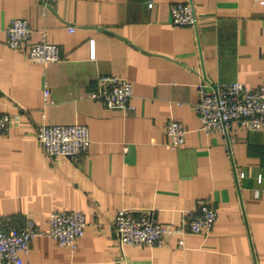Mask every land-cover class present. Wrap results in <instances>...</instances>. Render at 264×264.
<instances>
[{"label": "crops", "instance_id": "obj_1", "mask_svg": "<svg viewBox=\"0 0 264 264\" xmlns=\"http://www.w3.org/2000/svg\"><path fill=\"white\" fill-rule=\"evenodd\" d=\"M187 1L200 22L173 24L170 6ZM15 18L27 19L31 41L46 32L61 60L43 65L27 44L7 46ZM103 74L131 81L126 110L88 97ZM203 81H264L262 0H0V112L16 119L0 135V220L22 215L46 230L51 212L81 211L87 221L74 250L34 237L26 264H264V131L202 130ZM170 118L187 129L178 147L167 144ZM41 122L87 125L88 151L49 157L34 134ZM203 201L217 219L207 235L187 231L183 246L179 237L121 246L111 225L115 211L132 209L175 227Z\"/></svg>", "mask_w": 264, "mask_h": 264}, {"label": "built area", "instance_id": "obj_2", "mask_svg": "<svg viewBox=\"0 0 264 264\" xmlns=\"http://www.w3.org/2000/svg\"><path fill=\"white\" fill-rule=\"evenodd\" d=\"M43 7H49L51 0H39ZM264 2V0H262ZM148 8L153 6L148 2ZM172 23L179 26H196L200 17L195 13L190 1L177 2L170 6ZM73 31V27L69 28ZM6 45L19 49L28 45L30 59L47 65L61 60L59 46L52 42L46 32L39 40L31 41L32 28L27 19H12L5 28ZM49 89H45V97ZM88 97L110 109L126 110L133 97L131 81L118 74L99 75ZM194 110L202 130L227 137L232 124L253 131H264V81L255 87L233 81L211 85L205 82L198 85V99ZM16 119L7 112H0V135H7ZM187 129L182 121L170 118L166 123L167 144L178 147L185 143ZM36 140L51 158L68 156L76 158L85 154L91 139L87 125L83 123L48 124L41 122L35 129ZM243 173H240V177ZM261 175L258 181H261ZM217 219L216 210L208 201H203L188 209L182 215L181 224L167 227L159 223L152 213L132 209L115 211L111 225L119 235L120 245L136 247H165L169 239L179 237L178 243L184 245L183 235L192 233L208 234ZM48 229H41L33 219L22 215L4 217L0 220V264H26L25 257L31 249L32 239L46 236L57 241L58 245L75 249L78 239L87 224L81 211H53L49 215Z\"/></svg>", "mask_w": 264, "mask_h": 264}]
</instances>
